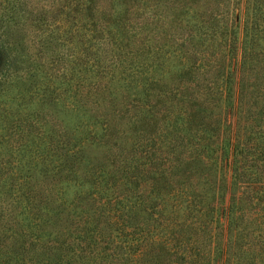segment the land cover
<instances>
[{
	"label": "trees",
	"instance_id": "16d2710c",
	"mask_svg": "<svg viewBox=\"0 0 264 264\" xmlns=\"http://www.w3.org/2000/svg\"><path fill=\"white\" fill-rule=\"evenodd\" d=\"M0 40V264H264V0H0Z\"/></svg>",
	"mask_w": 264,
	"mask_h": 264
},
{
	"label": "rangeland",
	"instance_id": "374dc122",
	"mask_svg": "<svg viewBox=\"0 0 264 264\" xmlns=\"http://www.w3.org/2000/svg\"><path fill=\"white\" fill-rule=\"evenodd\" d=\"M7 45L5 43H3L2 40H0V74L3 73L6 68H7V62H8V59H9V54H8V51H7ZM37 51L36 48L32 47L30 52L32 54H35ZM55 73H57L56 71H60L62 68H64V65H62L61 62L57 63L55 65Z\"/></svg>",
	"mask_w": 264,
	"mask_h": 264
}]
</instances>
